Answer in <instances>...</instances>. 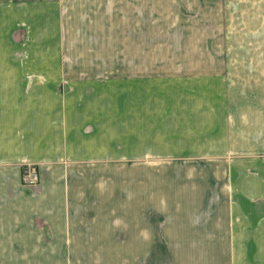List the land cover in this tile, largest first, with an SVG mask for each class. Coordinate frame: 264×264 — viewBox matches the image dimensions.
I'll return each mask as SVG.
<instances>
[{
  "label": "rangeland",
  "instance_id": "374dc122",
  "mask_svg": "<svg viewBox=\"0 0 264 264\" xmlns=\"http://www.w3.org/2000/svg\"><path fill=\"white\" fill-rule=\"evenodd\" d=\"M3 70L99 88L108 108L65 168L66 223L2 264H264L247 143L224 138H264V0H0ZM39 182L23 169L26 192Z\"/></svg>",
  "mask_w": 264,
  "mask_h": 264
},
{
  "label": "crops",
  "instance_id": "0c3cea01",
  "mask_svg": "<svg viewBox=\"0 0 264 264\" xmlns=\"http://www.w3.org/2000/svg\"><path fill=\"white\" fill-rule=\"evenodd\" d=\"M52 75L37 72L33 79L25 71H0V256L32 253L25 249L35 245L41 252L42 224L66 223V166L88 161L91 140L105 138L100 130L108 107H102L105 100L100 104L99 88L94 92L93 87L56 86L58 82L49 81ZM240 117L251 119L255 113L243 110ZM218 128L210 122V130L202 134L214 138ZM227 134L224 138L247 143L237 151L247 183L242 189L264 207V138L240 128ZM99 151L94 147L92 155ZM30 165L38 167L42 177L33 194L23 187V169ZM247 168L254 173L246 174Z\"/></svg>",
  "mask_w": 264,
  "mask_h": 264
},
{
  "label": "built area",
  "instance_id": "2783aa9c",
  "mask_svg": "<svg viewBox=\"0 0 264 264\" xmlns=\"http://www.w3.org/2000/svg\"><path fill=\"white\" fill-rule=\"evenodd\" d=\"M33 176H34V178L31 180V183H30L31 185L34 184V182L36 181V179H38L37 173L34 172V175Z\"/></svg>",
  "mask_w": 264,
  "mask_h": 264
}]
</instances>
